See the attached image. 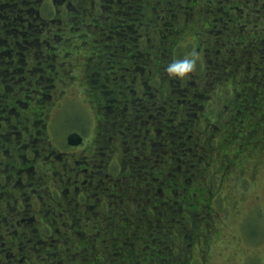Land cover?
Wrapping results in <instances>:
<instances>
[{
  "label": "flooded vegetation",
  "instance_id": "obj_1",
  "mask_svg": "<svg viewBox=\"0 0 264 264\" xmlns=\"http://www.w3.org/2000/svg\"><path fill=\"white\" fill-rule=\"evenodd\" d=\"M223 8L227 12L225 14L235 19L233 31L240 36L238 30L245 27L246 16H237L234 8L230 6ZM216 10L224 11L221 8ZM215 23H219L216 26L222 27L223 19L217 18ZM207 24L203 42L209 44L214 54L211 56L212 60L209 57L201 59L203 62H209L204 63L202 69L205 70V74L211 73V78L216 79L213 82L209 81L211 87L208 92L204 90L203 85H199L204 73L196 77L194 74L192 76L194 79L184 81L165 80L168 74L165 71L163 54H168L171 63V56L183 45V39L179 45L175 41L171 43L173 48L163 47L159 43L156 49L158 54H152L136 49L134 43L136 37L126 34L127 40H130L128 42L130 47L125 49L128 53L125 54L128 64L119 66L118 61L113 60L107 62L111 63L109 66L103 63L102 69L105 68L103 72L106 74L107 68H126L131 75L123 79L124 84L120 89L105 90L109 88L108 84L99 86L101 93H98L97 102H93L99 119L97 138L88 148L84 147V136L90 128L82 124L78 129L69 130L71 132L67 142L63 144L65 146L63 150L50 148L51 144L46 134L51 123L48 125L44 120L42 122L39 116L43 113L47 118L51 117L56 107L53 106L51 110L43 100L51 101L50 106L52 104L58 106L65 96L63 95L65 90L59 86L60 84H52L50 88L47 84H24L26 80L24 64L19 62L14 53L15 49L11 48L18 45L17 39L16 42L10 43L11 35L5 36L0 33V51L8 48V54H11L8 56L12 58L8 62L4 57H0V264H82L71 257V252L75 249H82L83 252L95 250L92 254L93 262L100 264L102 257L107 253L106 242L102 236L106 230L103 225L106 222V212L117 204L115 202L117 195L114 192L120 190L121 187L118 185H121L123 179L125 181L137 177L154 179L157 175L154 180L143 182L146 189H143L142 195L146 196V204L154 203L160 212H166L168 205L173 203H176L179 211L189 208L191 212L198 209V205L206 207L201 197L206 196L205 199L210 201L208 196H213V192L201 182V179L207 172L210 174V169L213 168L203 161L205 159L208 163L218 166L215 160L223 155L221 151L213 148L210 142L224 135L226 143H231L233 136L229 138L226 132L212 135L214 130L221 129L215 125L212 126L211 133H208L207 139L203 132V127L212 118L210 113L213 109L209 107L213 105L212 99L218 102L224 98L216 89V84L223 85L229 82L238 84V79L229 81L231 74L239 70L241 72L254 70L253 66L264 68V53L260 49L253 53L254 62L244 59V51L237 53L234 62L228 61L230 52L224 54L223 49L216 50L215 41L210 39L216 35L211 33L213 21ZM259 26L260 24H256V27ZM118 36L113 34L110 38L114 41ZM180 37L181 32L176 39ZM254 41L262 47L264 38L255 37L251 42ZM249 43L245 47H248ZM69 44L68 47L71 46V41ZM109 46L108 43L104 46L108 47L107 51H110L111 47L116 48L113 44L110 48ZM216 51L218 56L215 55ZM1 54L5 53H0V56ZM109 55L120 56L117 50L110 52ZM97 57H102V54H97ZM229 62H233L231 67H224L221 73L217 72L214 65ZM11 63L12 66L9 65ZM7 66L11 67L12 73ZM131 70L142 71L146 76L134 75ZM155 74L157 78L154 77ZM97 77L98 83H105L101 73ZM139 80L147 89L146 96L139 99L143 103L134 102L132 96L137 94L136 83ZM157 80L159 84H153ZM177 92L182 97L189 96L183 103L178 100V104H182L178 107L172 98ZM118 94H126V97L120 99ZM173 106L174 110H171ZM255 108L256 106L253 107V111L242 116L234 113L229 115L230 122L234 124L233 130L239 133L240 141L237 142V147H241L244 156L250 160L257 153L251 151L247 154L246 146L251 145L252 148L258 149L264 143L261 141L258 145L260 138L253 140L258 134L257 128L264 126L263 118L259 117L260 114ZM169 113L172 118H168ZM221 113L224 114L225 110ZM176 116H179V122L184 125V130L179 131L178 146L171 152L169 145L175 143L174 136L179 127L175 124ZM219 120L218 117L212 122L219 124ZM253 120L256 127L251 129ZM66 132L68 131L64 133ZM72 134L81 137L79 145L69 143L68 138ZM105 136L106 142L110 143L109 147L106 146L107 143L104 146L100 145L105 141ZM179 149L181 153H178ZM235 163V157L230 154L228 159L223 160L222 168L226 169V172L224 170L223 172L227 174L231 171L232 175L234 169H231ZM198 173H201L200 177ZM214 196L217 198V195ZM96 230L101 234L98 238L95 237L99 236L95 235ZM99 246H103L102 250L98 249ZM83 264L89 263L83 261Z\"/></svg>",
  "mask_w": 264,
  "mask_h": 264
},
{
  "label": "rangeland",
  "instance_id": "obj_2",
  "mask_svg": "<svg viewBox=\"0 0 264 264\" xmlns=\"http://www.w3.org/2000/svg\"><path fill=\"white\" fill-rule=\"evenodd\" d=\"M129 1L132 4L129 7L126 6L125 11L116 8L114 13L111 9H105V13H102L103 16L112 14L113 18L114 16L116 17V21L114 22L112 18L113 25L109 22V19L105 21L102 17L100 20L101 23L109 22V33L113 35L115 32V34L119 35L114 41L108 37L101 40L103 38V32L105 30L107 31V28L105 30L100 28L97 31H93L92 27H89L81 31L83 26L79 23L80 19L74 21V26L73 22L69 24L68 20L59 22L63 27L61 30L69 37L67 42L71 41V46H63V51L59 55V86L66 93L64 91L63 95L65 96L60 100V105H55L56 108L51 113V121L49 118L51 125L47 128L48 134H46V138L49 139L51 149L53 147L57 150H63L65 147L63 144L65 141L67 142V137L71 132L69 130L78 129V126L81 127L82 124L90 128L84 136V147L88 148L89 144L91 145L97 138L99 119L97 118V110L93 102H97L98 93H101L99 87L101 83H98L96 80L99 78L93 75L94 73L97 76L100 73L102 74L105 71V68L102 69L103 63L105 66L111 64L107 63L108 61L112 62L116 60L119 66L128 64L125 56L128 53L125 49L130 47V43H128L130 40H127L128 36L126 37V34L136 37L134 39L136 49L152 54H158L156 49L159 47L161 38H163L161 42L162 46L171 48H173L171 43L175 41L179 45L180 40L183 39V45L173 52L174 54L171 56L172 61L183 58L193 48L199 52L201 59L209 57L212 60L213 50L209 44L203 42V39L207 33V23L213 21L214 26L212 27L213 30L211 33H215L217 36H213L215 39H212L213 37L210 39L215 41L216 50L223 49L224 54H227L228 51L230 52L228 61L234 62L237 53L240 51L245 52L244 59L250 62H254L253 53L258 49L264 53L263 42L262 47L258 42H251L255 37H259V39L261 37L264 38V22L261 21L262 19L259 15L262 0H222L232 9L234 8V10L236 5L244 8L242 11L243 15L246 16L245 27L239 28L238 32L240 36L236 35L233 31L235 28V19L225 14L227 13L226 11H217L216 8L218 9V7L216 3H214V8L211 4L212 2H210L211 0ZM87 6L89 7L87 13L96 16L95 11L90 9L89 3ZM50 8L45 7L44 17L55 18L56 14L51 13L52 8ZM135 11L139 15L138 21L135 19ZM213 14L219 20L220 18L223 19L222 27L216 26L219 23H215V19L217 18ZM236 14L237 16H241L239 15V11ZM99 16L101 17V14ZM256 16H259L260 19ZM55 23H58V20ZM86 23L91 24L93 21L88 19ZM259 23L260 26L256 27V24ZM126 24L129 27L124 29L123 25ZM143 28L146 31H142ZM243 29L246 30L243 31ZM157 32H159L160 36ZM180 32L181 37L176 39L180 35ZM143 39L144 41H140ZM105 42L110 46L112 44L116 46V48H110V46L109 48L111 51H119L120 56H110L109 51L104 52ZM248 43L249 45L246 48L245 45ZM222 44L224 45L223 47L221 46ZM234 51H236L235 54L233 53ZM97 54H102V57H97ZM215 55L218 56V51L215 52ZM163 59L164 67L166 68L170 63L168 54H163ZM233 62H229L228 64L218 63L214 66L217 72L221 73L224 67H231ZM204 63L209 64L208 61H200L198 71L194 77L201 73L205 74V70L202 69ZM253 68L254 70L249 69L246 75L239 79L238 84H230L229 82V84H223L221 86L220 89L225 90L228 85H231L228 92L223 94V100L216 102L215 99H212L213 105L209 106L213 109L210 115L214 122L219 117V124L213 123L210 120L203 127V132L205 133H211V128L214 125L216 128L217 126L221 128L214 130L212 135H219L223 132L228 133L229 138L233 135L231 142L234 143V148L224 150L226 145L219 146V140L223 141L225 139L224 135L221 139L215 140V147L213 146V148L219 150L223 147V156L218 159L219 165L223 163L224 159H227L226 156L228 153L233 152L231 155L235 157L236 161L234 167L231 169H234L233 174L230 175V172L225 174L226 179L223 177L222 172L215 166L212 167L213 171L210 175L207 172V175L201 179V182L206 184L207 188H210L211 192L214 193L213 195H219L221 193L220 198L212 196V199H209L210 201L202 199L206 207L203 208L204 206L198 205V209L195 210L192 206L194 209L193 212H190L189 208L180 212L176 203L169 204L168 210L162 217L153 216L160 217V222L154 220L152 216L140 218L136 226L140 230V235L135 233L136 236L131 241L132 244L137 242L138 247L136 249L132 247L133 254L128 253L125 264H264V143L260 145L261 148H256L257 154L252 160L249 157H245L242 148L237 147V142L240 141L239 133L233 130L234 124L230 122L229 117L232 113L237 116H242L247 112L253 111V107L256 106L255 110L263 117L264 122V68L255 66ZM125 69L107 68L106 74L112 78L111 80L117 86L108 84L109 79L107 78L106 84L110 86L105 90L121 88L122 84H120V81H123L125 77L131 75ZM130 72L137 76H146L142 71L131 70ZM59 73L62 74L61 78L59 77ZM232 75L235 80L239 78L231 74L229 81L233 80ZM120 77L121 79H119ZM154 77L157 78V75L155 74ZM192 79L194 78L192 77ZM165 80L170 82V80L174 79L166 75ZM201 80V84L199 85H203L206 92L211 87V84H208L209 81H216V79L211 78V73L202 76ZM140 82L139 80L136 83L138 84L136 89L137 94H132L134 102L136 103H143L139 99L146 96L145 93L147 92V89ZM151 82L153 81L151 80ZM154 84H159L158 80ZM47 85L50 88L52 84ZM124 97H126V94H118V98L122 99ZM172 98L174 99L175 106L178 107L182 106V104H178V100L183 103V100L189 99V96L182 97L177 92L172 95ZM158 106L161 107L163 105ZM175 106L171 110H174ZM224 110L225 113H221ZM168 118H172L170 113L168 114ZM117 119L119 120L120 117H117ZM57 122L58 126L56 131L58 134L61 133L59 135L54 128ZM178 122L179 116H176L175 123ZM255 123L254 120L251 122V129L256 127ZM65 131L68 132L64 133ZM259 138L260 142L258 145L261 141H264V126L263 129L259 130V134L253 140ZM106 146L109 147L110 143L108 142ZM197 175L200 177L201 173ZM118 187L120 186L118 185ZM200 206L202 208L199 210ZM146 212L152 214L149 210ZM106 213L109 216L112 214L109 220L111 222L113 221L112 218L118 214V211H112V208H109ZM147 223H151L154 227L158 225L162 227L163 239L161 241L166 243L165 248L161 247L160 241L159 243L156 242L155 232L147 231L144 226ZM97 234L99 236L95 237H100L99 230H96L95 235ZM86 241L87 239L84 240V242ZM105 246L107 253L102 257L100 264H117L113 262L115 259L112 257V254L118 248V243L111 241L110 237H107ZM102 248L103 246H99L98 249L102 250ZM94 251L93 249H89L87 252H83L82 249H75L74 252H71V257L74 261H80L82 264L83 261L94 264L92 259Z\"/></svg>",
  "mask_w": 264,
  "mask_h": 264
},
{
  "label": "trees",
  "instance_id": "obj_3",
  "mask_svg": "<svg viewBox=\"0 0 264 264\" xmlns=\"http://www.w3.org/2000/svg\"><path fill=\"white\" fill-rule=\"evenodd\" d=\"M210 2H212L211 4L213 5L214 8H215L214 3H216V6L218 8H221L222 10H224L223 7L227 8L228 6L227 3H225L223 6L224 1L222 0H211ZM88 3L90 9L95 11L96 16H93L91 13H87V11L89 10V7L87 6ZM131 4L132 3L129 0H50V1L49 0H0V33L5 34V36L11 35V37H9L10 43L16 42L17 39L18 45L16 44L14 47L11 46V48L15 49L14 53L18 57L19 62L24 64L23 67L25 69V78H26L24 84H59V79H58V72H59L58 65L60 61L59 55L61 51H63L62 49L63 46L70 45L69 42H67L69 40V37H67V34L61 30L63 29V27L59 24V22H65L66 20H68L69 24L73 22V26H74V21L80 19L79 23H81L83 26V29L81 31H84L85 28L87 29L89 27H92L93 31H97V29L100 28L105 30L107 28V31L105 30L103 32L102 39L106 37L110 38L112 34L109 33L110 31L108 26H109V22L112 24L113 16L112 14H110L112 12L109 13L110 15H105V16H103L102 13H105L104 11L105 9H111L114 13L116 8L118 9L120 8L125 11L126 6L129 7ZM45 5L48 8L51 7L53 9L52 11V9L50 8L51 13L56 14L55 18L44 17L43 13L46 7ZM261 5H262L261 9L259 8L260 10L259 15L262 19L261 21L264 22V0L261 1ZM243 9L244 8L242 6L236 5L235 14L237 11H239L240 13L239 15H243L241 14ZM100 14L101 17L99 16ZM134 14L136 15L135 19L138 21L139 15L136 13V11ZM102 17L103 20L105 21L109 19V22L101 23L100 20L102 19ZM214 17L217 18L216 15H214ZM256 17L259 18V16ZM88 19H91L93 23L91 24L86 23ZM56 20H58V23H55ZM114 21H116L115 16L113 18V22ZM128 27L129 26L127 24L123 25L124 29ZM142 31H146L145 28H143ZM113 34H115V32ZM157 34H159V32H157ZM160 41H163V39L161 38ZM160 41L159 43H161ZM105 45H107V42H105ZM104 49L105 51H107L106 50L107 48L104 47ZM8 51H9L8 48H4V51H0V53H5V54H1L0 57H4L5 60L10 62L12 58L8 56L11 55L8 54ZM109 52H114V50L112 51L110 50ZM9 65L12 66V63ZM10 66L7 67L12 73ZM245 73L239 70V72L237 73L235 72L234 74H236L237 78L239 77L238 78L239 81V79L245 76ZM94 74L96 75V73ZM101 75H103L102 78L105 80V83H101V84H106L108 78L109 79L108 84H113L117 86L111 80L112 78L109 77L107 74L102 73ZM61 76L62 74L59 73L60 78ZM119 79H121V77ZM232 79L233 81H236L235 78ZM122 82L123 81L121 80L120 84H124ZM221 86L222 85L216 84V88H218V92H222L223 95L228 92V89L231 85H228L227 89L225 90H221L220 89ZM113 90H115V88H113ZM50 102L51 101L43 100V103H46L48 107L52 110L53 106L55 105L52 104V106H50ZM41 105H45V104H41ZM39 118L42 120V122L43 120L44 122H47L48 125L51 121V117H49L50 118L49 121V118L46 117V114L44 116L43 113L39 116ZM211 120H213V118H211ZM175 124L178 125L179 127L177 128L174 136L175 143L169 145V151L171 152L174 151L178 146L179 131L184 130L183 129L184 125L181 122ZM56 126H58V123L56 124ZM260 129H263V126L257 128L258 134ZM208 133L209 132L205 133L206 139L208 137ZM219 137L220 139L222 138L221 135ZM106 138L107 137L105 136L104 138L105 141H103L100 145L102 146L106 145L107 143ZM215 140H219V139H215ZM215 140L210 142L214 147H215ZM220 142H221V144L219 145L220 147L226 145L224 147V150H230L231 148H234L233 147L234 143L232 142L226 143L225 139L223 141L219 140V143ZM222 149L223 147L220 148V150L219 149L218 150L222 152ZM178 151H179L178 153L182 152L180 149ZM212 151L214 152V149H212ZM245 151L247 152V154H250L251 151L254 152L256 151V149L252 148L251 145H247ZM232 153L233 152L227 154L226 156L227 159ZM218 159L219 157L217 158V160H215V163H218ZM203 162L209 164L210 168L216 166V164L214 165L208 163L207 160L205 159ZM216 167L219 169L220 172H222L224 177V175L226 174L225 173L226 169L222 168V164ZM223 170L225 172H223ZM170 171L171 169L169 170V172ZM210 171L212 173L213 169L212 170L210 169ZM155 177H157V175H155ZM151 179L154 180L151 177L149 179H139V177H137V179L130 178L129 181H125V179H123L121 185H119L121 187L120 190L114 192L117 195V199H115V202L117 204L112 206V211L117 210L118 214H116V216L112 218L113 221L111 222L109 220L112 214L111 216L107 214L106 222L103 224L106 230L105 232L102 233L104 242L107 241V237H110L111 241H116V243H118V248L112 254V257L115 259V261H113L114 263L124 264L128 253L133 254L132 247H134V249L138 247L137 242H134L132 244L131 241L133 240V237L136 236L135 233L139 234L140 232V230H138L139 228L136 227L138 225V222L140 221V218L149 217V216L162 217V215L165 213L158 211V209L155 208L154 203H152V205L146 204L145 202L146 196L142 195V192H144L143 189L144 190L146 189L145 183L143 182L146 180L152 181ZM142 183L143 185L141 188ZM205 191L207 193V190ZM220 196L221 193L217 195V197L219 198ZM208 197L212 198V196H208ZM205 198L206 196L201 197V199L203 200H205ZM147 210L152 212V214L147 213L146 212ZM182 211H184V208L183 210H180V212ZM153 218L157 222L161 221L160 217H153ZM134 222H136V224H134ZM144 226L148 232H155L156 242L159 243L160 241L161 247L165 248L166 243L161 241L163 239L162 227L160 225L154 227L151 223H147Z\"/></svg>",
  "mask_w": 264,
  "mask_h": 264
},
{
  "label": "clouds",
  "instance_id": "obj_4",
  "mask_svg": "<svg viewBox=\"0 0 264 264\" xmlns=\"http://www.w3.org/2000/svg\"><path fill=\"white\" fill-rule=\"evenodd\" d=\"M201 61L199 52L193 48L183 58L174 59L168 64L165 71L172 79H179L181 81L191 79L197 73Z\"/></svg>",
  "mask_w": 264,
  "mask_h": 264
},
{
  "label": "water",
  "instance_id": "obj_5",
  "mask_svg": "<svg viewBox=\"0 0 264 264\" xmlns=\"http://www.w3.org/2000/svg\"><path fill=\"white\" fill-rule=\"evenodd\" d=\"M69 143L72 145H79L81 143V137L78 134H72L68 138Z\"/></svg>",
  "mask_w": 264,
  "mask_h": 264
}]
</instances>
